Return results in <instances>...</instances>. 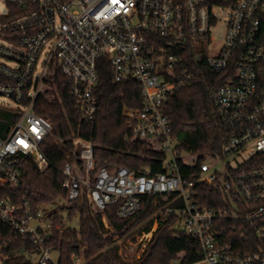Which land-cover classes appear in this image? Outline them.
I'll list each match as a JSON object with an SVG mask.
<instances>
[{
	"label": "built area",
	"instance_id": "built-area-1",
	"mask_svg": "<svg viewBox=\"0 0 264 264\" xmlns=\"http://www.w3.org/2000/svg\"><path fill=\"white\" fill-rule=\"evenodd\" d=\"M6 1L17 12L9 7L0 15L16 14L0 29V96L13 104L0 99V107L18 118L0 137V187L20 183L24 157L40 170L48 167L41 144L53 126L35 105L50 73L58 69L65 75L82 120L93 122L100 62L106 60L115 82L139 83L142 105L125 107L123 113L134 137L151 140L165 152L164 171L149 176L125 166L97 169L93 143L73 132L70 142L81 164L63 167L67 199L85 191L92 208L116 204L118 216L129 217L144 195L173 193V204L165 210L176 215L171 229L196 239L199 256L172 264H264V0ZM217 41V50L206 54L210 68L221 72L234 65L236 70L234 79L211 93L229 135L220 153L200 158L177 148L165 104L189 80L179 67L188 43L203 42L210 49ZM182 164L188 172L182 173ZM196 183L214 184L226 204H200ZM47 212L0 197V219L39 244L28 252L37 264H57L44 245L53 227ZM226 216L228 225L222 223ZM236 235L246 242H235ZM82 259L75 255V264Z\"/></svg>",
	"mask_w": 264,
	"mask_h": 264
},
{
	"label": "trees",
	"instance_id": "trees-1",
	"mask_svg": "<svg viewBox=\"0 0 264 264\" xmlns=\"http://www.w3.org/2000/svg\"><path fill=\"white\" fill-rule=\"evenodd\" d=\"M9 7L12 13L17 12L11 4ZM15 15L0 16V21L7 22ZM181 55L179 67L186 69L190 77L185 85L170 94L165 104L172 133L178 139L177 148L200 158L220 153L229 131L223 126L211 93L235 78V66L230 65L221 72L212 70L206 52L194 42H189ZM141 105L139 83L134 79L115 82L106 60L100 62L98 106L93 122L82 120L79 102L71 94L70 84L60 70L56 69L54 76L46 79L35 109L53 126V134L41 144L49 160L48 167L40 170L31 157H24L22 180L18 184L1 186L0 197L28 203L33 212L44 203L60 198L67 201L68 217L78 214L79 226L56 227L62 216L55 209L50 213L52 230L44 239L45 246L58 252L57 264H75V255L81 254L85 264H172L176 258L183 262L198 258V241L185 233H175L171 226L176 215L165 213L176 194L144 195L140 209L129 217H119L116 204L104 210L92 208L85 191L74 200L67 199L63 167L67 162L81 164L70 142L73 132L93 143L97 169L125 166L137 174L145 172L149 176L164 171L165 152L151 140L134 137L132 125L123 113L125 107ZM17 118V113L0 107V137L8 133ZM188 170L187 165H181L182 173ZM194 188L198 190L197 201L202 205L222 207L227 202L224 193L214 184L196 183ZM176 203L180 204L181 200ZM103 216L110 228L106 227ZM228 219L226 216L222 223L228 225ZM156 221L158 226L141 256L133 263L127 261L120 254L119 241L135 240L136 234L151 231ZM235 242L243 244L246 240L236 235ZM38 245L25 239L11 223L0 219V255L4 256L6 264H37L28 252Z\"/></svg>",
	"mask_w": 264,
	"mask_h": 264
},
{
	"label": "rangeland",
	"instance_id": "rangeland-1",
	"mask_svg": "<svg viewBox=\"0 0 264 264\" xmlns=\"http://www.w3.org/2000/svg\"><path fill=\"white\" fill-rule=\"evenodd\" d=\"M9 11V5L6 0H0V15H6ZM2 27V22L0 21V29ZM1 39V38H0ZM196 44V43H195ZM220 44V41H217L213 44V46L208 49L207 45L203 42H198L196 45L200 47L201 49H204L206 54L211 55L214 53L218 46ZM2 58L0 57V60ZM50 76H54V71L50 73ZM0 99L4 100L7 103L13 104V102L9 99H6L4 97L0 96ZM67 201L60 198L56 202H50V203H44L41 205V210L45 213L47 211L52 212L53 210H57L58 213L62 216V221L60 223V228H64L67 226H79V216L74 215L73 217H68L69 209L66 207ZM50 212H47L49 214ZM103 221L107 228H110L109 221L107 220L106 216H103ZM158 224H154L153 228L151 229V232L143 233V234H136L135 240L128 238L126 241H119L120 243V254L129 262H135L136 259H138L148 243L150 242L154 230L157 228ZM54 259L58 258V252L53 251L52 253ZM83 257L84 255L81 254ZM85 264L84 257L82 259V263Z\"/></svg>",
	"mask_w": 264,
	"mask_h": 264
},
{
	"label": "water",
	"instance_id": "water-1",
	"mask_svg": "<svg viewBox=\"0 0 264 264\" xmlns=\"http://www.w3.org/2000/svg\"><path fill=\"white\" fill-rule=\"evenodd\" d=\"M4 264H6V263H4Z\"/></svg>",
	"mask_w": 264,
	"mask_h": 264
}]
</instances>
